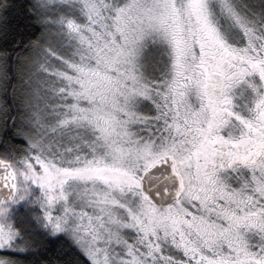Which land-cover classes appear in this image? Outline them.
I'll return each mask as SVG.
<instances>
[{
	"label": "snow or ice",
	"instance_id": "obj_1",
	"mask_svg": "<svg viewBox=\"0 0 264 264\" xmlns=\"http://www.w3.org/2000/svg\"><path fill=\"white\" fill-rule=\"evenodd\" d=\"M0 264H264V0H0Z\"/></svg>",
	"mask_w": 264,
	"mask_h": 264
}]
</instances>
